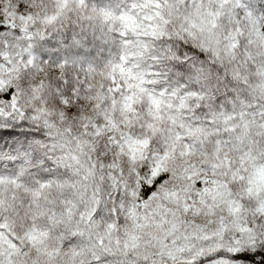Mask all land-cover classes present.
Masks as SVG:
<instances>
[{
	"label": "snow or ice",
	"instance_id": "1",
	"mask_svg": "<svg viewBox=\"0 0 264 264\" xmlns=\"http://www.w3.org/2000/svg\"><path fill=\"white\" fill-rule=\"evenodd\" d=\"M0 264H264V0H0Z\"/></svg>",
	"mask_w": 264,
	"mask_h": 264
},
{
	"label": "rangeland",
	"instance_id": "2",
	"mask_svg": "<svg viewBox=\"0 0 264 264\" xmlns=\"http://www.w3.org/2000/svg\"><path fill=\"white\" fill-rule=\"evenodd\" d=\"M114 50V49H113ZM84 53H89L90 58H106L109 52L108 46H97V47H88L83 50ZM73 54H82V53H77L76 50H73Z\"/></svg>",
	"mask_w": 264,
	"mask_h": 264
}]
</instances>
